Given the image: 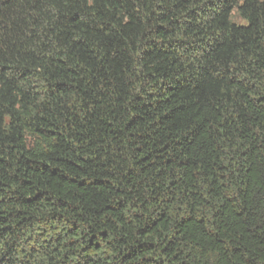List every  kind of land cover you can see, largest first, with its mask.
I'll return each instance as SVG.
<instances>
[{
  "label": "trees",
  "instance_id": "trees-1",
  "mask_svg": "<svg viewBox=\"0 0 264 264\" xmlns=\"http://www.w3.org/2000/svg\"><path fill=\"white\" fill-rule=\"evenodd\" d=\"M0 264H264V0H0Z\"/></svg>",
  "mask_w": 264,
  "mask_h": 264
}]
</instances>
